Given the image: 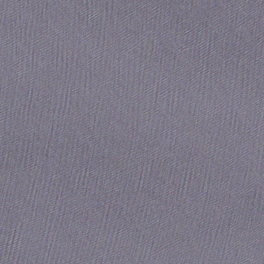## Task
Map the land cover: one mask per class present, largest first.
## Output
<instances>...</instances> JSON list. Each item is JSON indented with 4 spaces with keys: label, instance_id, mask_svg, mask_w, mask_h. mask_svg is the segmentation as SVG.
Instances as JSON below:
<instances>
[{
    "label": "water",
    "instance_id": "1",
    "mask_svg": "<svg viewBox=\"0 0 264 264\" xmlns=\"http://www.w3.org/2000/svg\"><path fill=\"white\" fill-rule=\"evenodd\" d=\"M0 264H264V0H0Z\"/></svg>",
    "mask_w": 264,
    "mask_h": 264
}]
</instances>
